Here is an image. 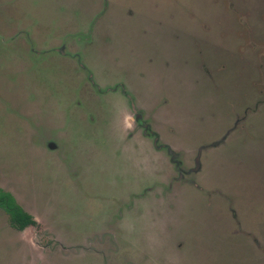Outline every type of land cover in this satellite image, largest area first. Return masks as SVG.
Wrapping results in <instances>:
<instances>
[{
	"label": "rangeland",
	"instance_id": "obj_1",
	"mask_svg": "<svg viewBox=\"0 0 264 264\" xmlns=\"http://www.w3.org/2000/svg\"><path fill=\"white\" fill-rule=\"evenodd\" d=\"M0 190V264H264V0H0Z\"/></svg>",
	"mask_w": 264,
	"mask_h": 264
},
{
	"label": "trees",
	"instance_id": "obj_2",
	"mask_svg": "<svg viewBox=\"0 0 264 264\" xmlns=\"http://www.w3.org/2000/svg\"><path fill=\"white\" fill-rule=\"evenodd\" d=\"M0 207H3L10 217L11 223L22 228L26 225H34L35 221L14 200L10 193L0 190Z\"/></svg>",
	"mask_w": 264,
	"mask_h": 264
},
{
	"label": "flooded vegetation",
	"instance_id": "obj_3",
	"mask_svg": "<svg viewBox=\"0 0 264 264\" xmlns=\"http://www.w3.org/2000/svg\"><path fill=\"white\" fill-rule=\"evenodd\" d=\"M131 106H133L132 105V103H131ZM142 123H144V122H142L141 121V119H139V124L141 125ZM146 134H148V133H146ZM151 135V134H150ZM156 141V140H155ZM14 198V200L16 201V199H15V197H13ZM16 203H17V201H16ZM18 204V203H17ZM19 205V204H18ZM20 206V205H19ZM21 207V206H20ZM22 208V207H21ZM27 213V212H26ZM8 214V213H7ZM28 215H30L31 217H32V219L35 221V224L34 225H37V224H40L41 223V221H40V219L39 220H36V215L35 214H30V213H27ZM9 216V215H8ZM36 216V217H35ZM10 218V217H9ZM11 222V221H10ZM12 224V223H11ZM12 226H14L13 224H12ZM28 226H33V225H26V226H24V227H22V228H18V227H16V226H14L15 228H16V230L17 231H19L20 233H23L26 229H27V227ZM26 241V240H25ZM29 244V243H28ZM30 245V244H29ZM33 248H34V246L33 245H31Z\"/></svg>",
	"mask_w": 264,
	"mask_h": 264
},
{
	"label": "crops",
	"instance_id": "obj_4",
	"mask_svg": "<svg viewBox=\"0 0 264 264\" xmlns=\"http://www.w3.org/2000/svg\"><path fill=\"white\" fill-rule=\"evenodd\" d=\"M2 41H5V38H2ZM37 53H38V54L40 53L39 50H37ZM35 217H36V216H35ZM36 220H39V218L36 217Z\"/></svg>",
	"mask_w": 264,
	"mask_h": 264
}]
</instances>
